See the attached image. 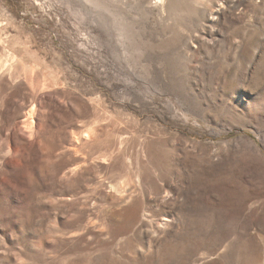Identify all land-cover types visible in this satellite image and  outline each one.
I'll use <instances>...</instances> for the list:
<instances>
[{
    "label": "rangeland",
    "instance_id": "rangeland-1",
    "mask_svg": "<svg viewBox=\"0 0 264 264\" xmlns=\"http://www.w3.org/2000/svg\"><path fill=\"white\" fill-rule=\"evenodd\" d=\"M0 264H264V0H0Z\"/></svg>",
    "mask_w": 264,
    "mask_h": 264
}]
</instances>
